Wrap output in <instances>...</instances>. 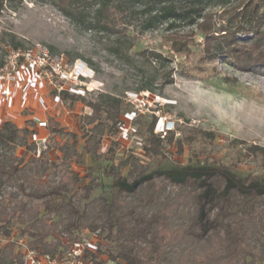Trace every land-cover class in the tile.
I'll return each mask as SVG.
<instances>
[{
  "label": "trees",
  "instance_id": "trees-1",
  "mask_svg": "<svg viewBox=\"0 0 264 264\" xmlns=\"http://www.w3.org/2000/svg\"><path fill=\"white\" fill-rule=\"evenodd\" d=\"M5 1L0 0V10ZM90 1L58 0V6L75 18ZM224 1L155 0L159 8L147 14L149 20L171 18L194 25L204 40L202 56L207 62L225 58L241 72L264 70V0L241 3L217 27L208 10ZM124 2L94 0V15L85 22L92 30L110 32ZM13 37L0 35V67L8 50L20 49ZM113 50L120 56L117 47ZM57 96L68 107L80 103L90 113L79 119L80 135L49 120L45 129L59 139L53 149L45 145L37 155L31 121L24 127L0 124V264H23L12 237L24 239L27 248L40 255L54 257L84 234L98 238L93 250L85 252L92 264H264V190L227 186L229 167L206 153L215 132L191 128L175 137V130H165L152 116L143 124L140 148L127 151L102 171L104 178L129 183V188H117L110 197L92 196L100 185L96 179L87 182L90 175L81 176L79 170L86 158L98 162L119 148L124 101L106 93L95 100L66 91ZM239 144L243 148L236 152L235 164L254 161L264 173V147ZM171 147L177 157L186 150L204 153L210 163L199 179L186 173L173 184L150 168L149 162L163 163ZM17 148L30 156H17ZM6 188L13 191L3 197Z\"/></svg>",
  "mask_w": 264,
  "mask_h": 264
},
{
  "label": "rangeland",
  "instance_id": "rangeland-1",
  "mask_svg": "<svg viewBox=\"0 0 264 264\" xmlns=\"http://www.w3.org/2000/svg\"><path fill=\"white\" fill-rule=\"evenodd\" d=\"M246 1L225 0L208 11L218 27ZM152 8H159L155 0H125L110 32H99L85 22L94 15V0L80 7L81 17L75 18L59 8L58 0H6L0 10V35L14 36L11 39L21 50L47 48L67 65L85 64L90 76L74 87V93L81 97L95 100L106 93L124 101L125 125L117 135L119 148L98 162L86 158L79 170L81 176L90 175L87 182L98 181L100 186L92 196L110 197L117 188H129V183L104 178L102 171L127 151L140 148L143 124L152 116L165 130H175V137L191 128L215 132L213 146L206 153L229 167L227 186H255L263 191L264 173L258 163L244 159L235 162L236 152L243 148L240 141L264 147V70L241 72L225 58L207 62L202 56L204 40L194 25L171 18L149 20L147 11H154ZM261 28L264 30V23ZM115 47L120 56L115 54ZM78 105L80 118L90 113V109ZM136 116L140 121L135 122ZM57 141L51 138L44 146L53 149ZM107 148L108 142L102 152ZM199 151L192 155L186 150L177 157L171 147L163 163L148 164L173 184L182 181L186 173L197 180L210 163ZM11 191L6 188L2 196ZM84 238L91 245L98 241L94 235L84 234Z\"/></svg>",
  "mask_w": 264,
  "mask_h": 264
},
{
  "label": "crops",
  "instance_id": "crops-1",
  "mask_svg": "<svg viewBox=\"0 0 264 264\" xmlns=\"http://www.w3.org/2000/svg\"><path fill=\"white\" fill-rule=\"evenodd\" d=\"M38 100L42 101V105ZM78 106L76 104L71 109L61 102L48 82L29 67L21 66L17 79H0V124L9 121L17 127H24L27 121L33 122L31 140L36 145L51 138L59 141L58 137L49 135L45 128L38 127V122L54 120L67 131L77 133L81 116L77 112ZM15 154L24 158L30 156L24 148H17Z\"/></svg>",
  "mask_w": 264,
  "mask_h": 264
},
{
  "label": "built area",
  "instance_id": "built-area-1",
  "mask_svg": "<svg viewBox=\"0 0 264 264\" xmlns=\"http://www.w3.org/2000/svg\"><path fill=\"white\" fill-rule=\"evenodd\" d=\"M21 66L29 67L37 72L39 76L44 78L50 88L60 93L63 91L73 93L74 87L82 85L90 73L85 64L76 62L73 65L65 64L62 59H58L52 55L47 48H39L32 51L26 50H8L4 58V63L0 67V79L10 77V80L17 79L18 70ZM42 105V101L38 100ZM38 127L45 128L46 122H38ZM45 141H42L37 148V155L40 146L44 148ZM15 240L16 245L22 253L23 264H92L85 260V252L93 250L87 238L72 244L67 250L60 252L54 257L50 255H40L37 252L27 248L24 239L10 238ZM8 241V240H7ZM106 264H114L108 261Z\"/></svg>",
  "mask_w": 264,
  "mask_h": 264
}]
</instances>
